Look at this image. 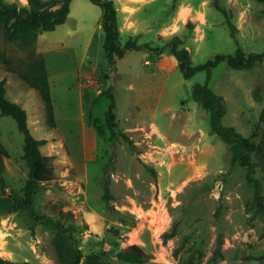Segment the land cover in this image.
Listing matches in <instances>:
<instances>
[{
  "label": "rangeland",
  "instance_id": "1",
  "mask_svg": "<svg viewBox=\"0 0 264 264\" xmlns=\"http://www.w3.org/2000/svg\"><path fill=\"white\" fill-rule=\"evenodd\" d=\"M3 1L19 7L28 4L27 0ZM179 1L157 0L146 7L142 17L152 31L140 37L141 43L163 47L178 37L177 33L182 41L179 48L189 51L193 66L218 54L235 55L239 48L248 54L264 53V3L210 0L211 24L205 27L204 40H195L196 24L189 16L184 17L182 27L167 28L158 38L157 32ZM83 13L87 17L84 32L67 42L77 49L83 66L80 78L96 67L95 79L102 72L110 75L101 81L105 94H93L85 103L86 121L88 125L96 120L105 123L112 104L106 94L110 90L115 98L118 133H126L134 146L120 134L112 142L109 133L98 136L96 150L89 148L94 161L86 163L87 173L80 174L72 162L73 149L48 125L39 94L16 74L0 68L8 98L25 108L33 135L48 141L42 147L43 154L52 157L55 165V179L36 195L35 210L73 230L84 254L82 264L94 263L96 256L115 258L134 244L155 264H264V219L256 213L255 189L246 179V169L233 166L229 145L211 133L210 113L192 97L196 84L208 83L207 73L198 72L186 79L179 68L162 71L154 64L158 56L143 49L118 61L117 76L111 70L113 65L103 61L102 30L87 53L92 12L84 9ZM75 23L71 19L67 27H75ZM59 29L54 33H60ZM168 35L173 36L166 38ZM38 38L32 45L7 43L0 31V51L18 64L27 63L31 55H42ZM146 58L153 64L145 66ZM154 72L155 78L149 80ZM209 87L225 99L223 124L261 147L253 161L258 165L255 176L264 194V60L242 71L223 62L213 69ZM78 93L74 88L54 92L59 116H78ZM129 129L135 130L128 133ZM0 143L13 169L5 172V157L0 154V190L10 188L7 194L12 199V205L0 203V257L16 263L63 264L54 246L57 229L35 221L25 209L14 211L13 200L23 197L28 178V168L21 161L24 135L16 121L1 112ZM106 185L113 197L109 202L104 198Z\"/></svg>",
  "mask_w": 264,
  "mask_h": 264
},
{
  "label": "trees",
  "instance_id": "2",
  "mask_svg": "<svg viewBox=\"0 0 264 264\" xmlns=\"http://www.w3.org/2000/svg\"><path fill=\"white\" fill-rule=\"evenodd\" d=\"M27 1V6L19 7L15 3H6L0 0V31L3 32L7 43L32 45L40 34L55 31L57 27L66 23L73 0ZM90 1L103 11L101 26L105 34L104 50L110 65H115L130 52L147 49L154 52L157 56H161L168 51L172 53L179 61V69L186 79H191L198 72L207 73L208 83L205 85L196 84L192 89V97L210 113L211 133L219 136L223 142L229 145L233 166L238 164L240 167L246 169V179L255 189L256 213L264 219L262 183L255 176L258 165L253 161V156L262 151L261 147L241 133H238L233 127L223 124V119L227 114L225 99L209 87L212 71L221 63L225 62L234 70H248L263 62L264 53L248 54L239 48L235 55L218 54L213 60L193 66L189 51L186 48H179L182 45V41L178 37H175L167 45L156 48L151 47L150 44L140 45L138 38H130L123 44L115 2L113 0ZM253 1L264 3V0ZM218 9L225 12L219 6ZM0 68L9 73L16 74L30 89L39 94L45 105L47 123L52 129L56 130L55 106L43 55H31L27 63L18 64L5 51H0ZM106 94L112 101L106 121L104 124L98 120L93 122L99 137H106L109 133L108 138L112 142L120 134V136L134 146V143L126 133H118L119 126L114 112L115 98L110 90ZM0 112L3 117L13 118L20 132L24 135V154L21 157V161L28 168V178L22 191L23 197L20 200L16 198L13 200L14 211L25 209L35 221L56 228L57 235L54 246L60 262L63 264H82L84 254L72 236L73 230L64 227L59 221L51 219L44 214H39L35 210L36 195L55 179V165L52 163V157L46 156L42 152V147L48 141L46 139H38L33 135L29 126L27 111L24 107L8 98L6 82L4 80L0 81ZM261 120L264 121V113ZM0 154L7 159L10 158L1 143ZM104 198L108 202L113 199L108 185L105 186ZM151 259V256L142 247L134 244L119 251L115 258L96 256L92 264H155L151 262ZM0 264L30 263H16L0 257Z\"/></svg>",
  "mask_w": 264,
  "mask_h": 264
},
{
  "label": "crops",
  "instance_id": "3",
  "mask_svg": "<svg viewBox=\"0 0 264 264\" xmlns=\"http://www.w3.org/2000/svg\"><path fill=\"white\" fill-rule=\"evenodd\" d=\"M118 10V23L121 35L122 43L125 44L130 38H138V43L140 42V37L143 34L150 33L151 24L142 17V12L146 10V7L151 5L157 0H113ZM91 2V1H89ZM210 0H180L179 3L174 7V10L170 12V18L168 22L161 26L157 32L158 38L162 35L167 28H173L174 26L182 27L184 25V17L189 16L188 20H193L195 22V29L197 30L196 41H202L206 37L205 27L209 26L210 20L208 16V4ZM91 4H93L91 2ZM86 9L88 12H92L90 15L92 17L91 36L89 37L86 44L87 53L92 48L98 32L102 30L101 26L103 11L99 13L93 5H90L86 0H73L70 5V14L66 23L62 26L56 28L55 31L50 32L52 34L45 35L42 33L38 38V52L43 55L46 63L47 73L49 76L51 84V93L54 99V92L61 88L63 90L76 89L78 93L79 100V112L77 117L66 118L64 116H59L55 110V119L57 131L62 135V139L65 144L71 149V158L74 167L80 174L87 173L86 163L90 160L94 161V157H90V151L94 152L97 146L98 133L93 125H88L86 121L85 113V103L88 102L92 95L99 97L105 93L102 86V79L110 78L109 74L103 73L98 79H95L96 74H98L97 67L94 68L93 72L88 74L86 78H80L82 74L83 66L79 63L77 59V49L73 44H68V38L76 37L79 33H83L86 28L84 24L85 14L83 10ZM74 20L75 27L68 26L67 23L70 20ZM96 23V24H95ZM73 27V28H72ZM88 27V28H89ZM62 28L60 33L57 32L58 29ZM59 29V30H60ZM101 36V35H100ZM173 35H168L166 38H170ZM175 36L179 35L176 33ZM181 39V37H179ZM105 34L103 38V49H104ZM102 43L100 37V45ZM152 46V45H151ZM162 47V45L160 46ZM129 54V53H128ZM126 55L123 60L127 58ZM121 60V61H123ZM104 63L109 65L107 62L106 54L103 59ZM145 66H150L153 64L152 60L146 58L143 62ZM162 71H170L179 68V61L177 58L169 51L158 56L156 62L154 63ZM110 66V65H109ZM119 62L111 66V70L119 76L118 72ZM156 73H152L149 80L155 78ZM93 79L92 82H88L89 79ZM2 81V80H0ZM5 81V80H4ZM87 83H86V82ZM54 91V88L57 87ZM8 93V91H7ZM38 94V93H37ZM19 104L16 101H13ZM20 105V104H19ZM54 106L56 109V102L54 101ZM23 107V106H22ZM157 127V125H155ZM135 129L127 130L128 133L134 132ZM89 148L92 150L89 151ZM6 169L5 172L12 171V166L9 164L10 158H5ZM15 167L18 169L19 166L16 163ZM3 174L0 175V179ZM10 188H5V190H0V203H6V205H12V199L7 194Z\"/></svg>",
  "mask_w": 264,
  "mask_h": 264
},
{
  "label": "built area",
  "instance_id": "4",
  "mask_svg": "<svg viewBox=\"0 0 264 264\" xmlns=\"http://www.w3.org/2000/svg\"><path fill=\"white\" fill-rule=\"evenodd\" d=\"M92 81H93V79H89V80H88V82H92Z\"/></svg>",
  "mask_w": 264,
  "mask_h": 264
}]
</instances>
